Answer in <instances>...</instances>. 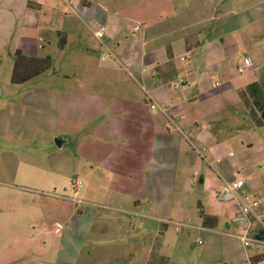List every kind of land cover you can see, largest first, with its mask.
<instances>
[{
	"label": "crops",
	"instance_id": "obj_1",
	"mask_svg": "<svg viewBox=\"0 0 264 264\" xmlns=\"http://www.w3.org/2000/svg\"><path fill=\"white\" fill-rule=\"evenodd\" d=\"M100 29L103 35L97 37ZM16 50L40 57L59 50L68 56V71L61 69L57 85L49 88L59 114V129L53 131L59 133L52 136L58 148H69L65 161L44 170V180L59 184L60 177L75 172L84 182L77 202L127 210L146 223L148 238L138 249L127 248V255L106 248V260L92 264L165 259L169 224L176 230L189 225L179 220L184 217L175 194L204 161L213 168L202 173L204 187L214 179L217 191L224 181L240 177L264 210V182L250 178L252 166L264 167V0H0V53L13 65ZM245 57L252 64L240 72ZM92 209L80 210L81 217L92 214L86 236L100 218L99 209ZM202 210L217 223L203 227L197 211L196 229L232 239L223 249L236 256L234 241L244 244L226 229L236 205L214 198ZM105 221L96 233L112 230ZM260 227L251 222V232ZM49 233L26 239L44 240ZM20 244L0 246V264H16L12 250L27 252L22 264H48L46 256L40 260L30 252L32 244L21 251ZM38 244L46 255L48 243ZM238 254L246 261L241 264L262 256L261 251Z\"/></svg>",
	"mask_w": 264,
	"mask_h": 264
},
{
	"label": "rangeland",
	"instance_id": "obj_2",
	"mask_svg": "<svg viewBox=\"0 0 264 264\" xmlns=\"http://www.w3.org/2000/svg\"><path fill=\"white\" fill-rule=\"evenodd\" d=\"M45 52L46 50H41L42 55ZM102 55L107 56L106 53ZM51 58L52 64L48 69L24 84L14 85L10 81L12 58L7 53H0V208L4 207L0 211V246L18 240L22 242L19 246L21 251L32 244L30 252L40 260L46 256L48 264H86L88 261L92 264L98 260H106V248L124 251L128 255L127 248L138 249L142 240L147 237L142 226L146 223H141L140 216L129 214L127 210H110L93 204L82 205L81 200L77 202V199H82L79 193L84 182L82 176L75 172L60 177L61 182L57 180L59 184L44 180V170L52 162L59 164V161H65V153L69 148L68 145L58 148L52 136L59 133L53 132L59 129V114L57 101L55 96L54 99L53 95L51 97L49 88L50 85H57L61 69L68 71L65 62L68 56L64 52L53 50ZM201 164L195 176L182 185L179 183L175 200L180 202L181 217H184L179 220L190 226L181 225L176 230V226L169 224L163 264H241L246 262L244 258H239L238 253L243 251H261L262 256L257 264H264V243L254 242L244 246L239 241H234V252L237 253L236 256H230L223 247L230 244L232 239L220 233L196 229L197 211L199 208L209 207L216 198L215 180H206L205 187L201 182L202 173L213 168L205 161ZM236 171L240 172L241 168ZM250 175L251 180L264 182V167L258 169L255 165L252 166ZM76 181L81 183L80 188L75 187ZM50 194L74 201H58L50 198ZM83 206L89 213L92 208L99 209L100 218L97 219L96 226L93 223L96 228L100 221L107 218L108 221L105 222L112 230L96 233L95 228L86 236L84 228L88 230L92 226V214L87 216L85 213L81 217L80 210ZM187 216L190 218L188 222ZM148 221L157 223L155 220ZM42 231H50L49 236L46 235L43 240L41 235H35L32 240L27 241L26 238L30 235ZM197 239L204 243H196ZM40 241L48 243L46 255L39 247ZM97 241L101 243L100 247L96 244ZM131 242L133 245H130ZM81 243L82 249L78 248ZM123 244L126 246H122ZM205 247L209 249L206 252ZM78 251L79 254L73 261ZM18 252L12 250L14 261L22 264L27 252L23 256L18 255Z\"/></svg>",
	"mask_w": 264,
	"mask_h": 264
},
{
	"label": "built area",
	"instance_id": "obj_3",
	"mask_svg": "<svg viewBox=\"0 0 264 264\" xmlns=\"http://www.w3.org/2000/svg\"><path fill=\"white\" fill-rule=\"evenodd\" d=\"M97 37H102V30L95 32ZM252 64L249 57H245L243 64L239 66L238 70L243 72L246 67ZM151 107H158L156 104ZM162 110H165L166 106H160ZM245 181L238 177L230 181H224L216 191V199L219 202L234 203L236 205V211L233 212L227 222V232L240 239L245 246H249L251 243H264V239L255 236L254 232H251V222H258L262 228H264V210L263 202L254 194L248 192L244 188ZM81 183L75 182V187H80ZM178 225V223H177ZM198 244L202 243V240L197 239L195 241Z\"/></svg>",
	"mask_w": 264,
	"mask_h": 264
},
{
	"label": "trees",
	"instance_id": "obj_4",
	"mask_svg": "<svg viewBox=\"0 0 264 264\" xmlns=\"http://www.w3.org/2000/svg\"><path fill=\"white\" fill-rule=\"evenodd\" d=\"M51 65V57L47 56H34L23 53L20 50H16L13 54V65L11 69L10 81L14 84H21L34 76L42 73L48 69ZM199 215L201 217V225L207 228H213L216 226V217L207 213H204L199 208ZM255 236L264 239V228L257 229ZM159 264H163L164 259L161 257ZM260 257L255 256L251 258L252 264H257ZM152 264V261L149 263Z\"/></svg>",
	"mask_w": 264,
	"mask_h": 264
}]
</instances>
